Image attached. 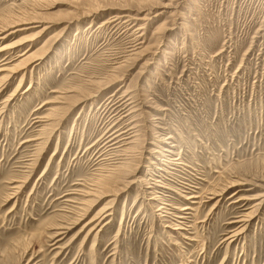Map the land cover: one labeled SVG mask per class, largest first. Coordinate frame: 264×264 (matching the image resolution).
I'll return each instance as SVG.
<instances>
[{
    "label": "rangeland",
    "instance_id": "374dc122",
    "mask_svg": "<svg viewBox=\"0 0 264 264\" xmlns=\"http://www.w3.org/2000/svg\"><path fill=\"white\" fill-rule=\"evenodd\" d=\"M31 20L0 40V264H264V0H0Z\"/></svg>",
    "mask_w": 264,
    "mask_h": 264
},
{
    "label": "bare ground",
    "instance_id": "6f19581e",
    "mask_svg": "<svg viewBox=\"0 0 264 264\" xmlns=\"http://www.w3.org/2000/svg\"><path fill=\"white\" fill-rule=\"evenodd\" d=\"M38 20V19H37ZM24 21V20H23ZM35 22H40V21H35V20H31V21H25V22H22V23H19V24H16V26H14L15 28L12 30V31H10L7 35L6 34H4V31L3 32H0V40H3V39H6L9 35H11V34H13V33H17V32H19V31H24V30H26V29H30V28H32V27H34V26H36V25H34L33 23H35ZM18 26V27H17ZM13 27V26H12ZM49 26L48 25H44V26H42V28H41V30H40V33H42V32H44L47 28H48ZM7 32V31H6ZM39 33V34H40ZM4 49H8V48H6V47H3V48H1L0 49V51L1 50H4ZM10 49V48H9ZM24 64H27V63H24ZM18 67V66H17ZM17 67H14V68H11V69H6V68H1L0 69V71H6V70H8V71H10V72H15L16 70L15 69H17ZM53 110V109H52ZM114 134V136H113V138L111 139L112 141H113V139H117V137L120 135V133L119 132H114L113 133ZM241 183V182H240ZM239 183V184H240ZM246 183V182H245ZM19 188V187H18ZM90 194V192H88V191H84V193H83V195H89ZM261 196H263L264 197V193L263 194H260V197ZM108 209H109V207H107V208H101L90 220H88L83 226H82V228L80 229V230H85V229H87L88 227H90V230H89V233L91 232V231H93V230H96V229H98V230H100L101 229V227H104L105 226V224L106 223H104V220H105V217L106 216H108V215H111L110 213L111 212H109V213H107V211H108ZM186 209H190L189 208V206L188 207H186ZM77 212V211H76ZM83 214H85V213H83ZM83 214H81V215H83ZM79 220V219H78ZM244 220V219H243ZM241 222V221H240ZM76 223V222H75ZM78 223V222H77ZM59 227V228H58ZM57 227V229H62V228H65L64 226L61 228L60 226H58ZM59 234H61V232H59ZM64 234V233H63ZM87 234V233H86ZM236 234V233H235ZM239 234V233H238ZM235 237V236H234Z\"/></svg>",
    "mask_w": 264,
    "mask_h": 264
}]
</instances>
